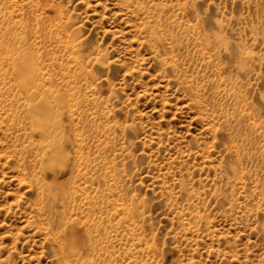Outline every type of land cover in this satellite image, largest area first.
I'll return each mask as SVG.
<instances>
[{"label":"rangeland","instance_id":"rangeland-1","mask_svg":"<svg viewBox=\"0 0 264 264\" xmlns=\"http://www.w3.org/2000/svg\"><path fill=\"white\" fill-rule=\"evenodd\" d=\"M6 25L41 70L0 69V264H264V0H0Z\"/></svg>","mask_w":264,"mask_h":264},{"label":"bare ground","instance_id":"bare-ground-1","mask_svg":"<svg viewBox=\"0 0 264 264\" xmlns=\"http://www.w3.org/2000/svg\"><path fill=\"white\" fill-rule=\"evenodd\" d=\"M3 16V15H2ZM10 23V21H7ZM11 27L8 25L5 26L4 31L2 30V27H0V69L6 68L5 72L8 71V69H11V72H15L16 70L26 73H35V69H37L39 72L41 70L40 66L38 65V58L37 56H33L34 52H30L28 50L27 52H24V55L22 56L24 59V63L20 65L18 61V57L21 55L20 54V46L22 41L11 33ZM5 38L8 40L11 44L16 46V56H14L13 50L7 49L6 46H3L1 43V39ZM34 58L36 59L37 64H34ZM32 75V74H31Z\"/></svg>","mask_w":264,"mask_h":264}]
</instances>
